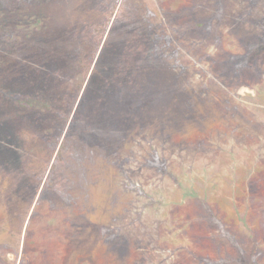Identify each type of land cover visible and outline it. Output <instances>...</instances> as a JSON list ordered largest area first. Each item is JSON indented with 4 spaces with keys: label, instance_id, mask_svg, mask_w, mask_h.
<instances>
[{
    "label": "rangeland",
    "instance_id": "rangeland-1",
    "mask_svg": "<svg viewBox=\"0 0 264 264\" xmlns=\"http://www.w3.org/2000/svg\"><path fill=\"white\" fill-rule=\"evenodd\" d=\"M0 63V264H264V0H0Z\"/></svg>",
    "mask_w": 264,
    "mask_h": 264
},
{
    "label": "trees",
    "instance_id": "trees-1",
    "mask_svg": "<svg viewBox=\"0 0 264 264\" xmlns=\"http://www.w3.org/2000/svg\"><path fill=\"white\" fill-rule=\"evenodd\" d=\"M107 27L108 26H102L101 28L98 29L101 37L105 34V32L107 31ZM102 39V38H101ZM100 44V40H99V43L98 45ZM96 49L92 52V54L90 55V57L87 59V58H83V59H80L79 60V65L84 69V71H80L76 74L75 76V80H70V82H73L76 84L75 86L77 87L78 91L82 90L84 85L87 83V78H88V75L90 74V70L92 68V65H93V62H94V58H95V54H96ZM1 64V63H0ZM22 70H20V74H19V71H18V74L21 76L22 73H21ZM95 72V70H92V74ZM16 74H17V71H16ZM90 74V77L91 75ZM52 80V79H51ZM53 81V80H52ZM22 87L25 88L24 84H20ZM21 88V87H20ZM23 88L21 90H16L14 92H12V101L14 104H16L18 107H20L22 110H28V109H31V108H34V109H46V110H53V104L51 103L50 100H42V99H39V100H35L32 96L30 95H26L24 91H22ZM3 91L1 88H0V92ZM78 96V95H77ZM72 98V97H71ZM70 98V100H71ZM69 102V101H68ZM73 103H71V105H75V102H76V99L74 101H71ZM70 105V103H69ZM36 107V108H35ZM73 106H71L69 108V111L65 112L66 115L70 114L71 111H72V108ZM67 117L65 115H63V119ZM0 149H1V146H0ZM9 152H10V149L8 148H4V150L2 151L1 149V152H0V157H8L9 156ZM208 214L210 215L211 212H208ZM214 221V220H213ZM215 224L218 226V228L220 229V231L222 232V234L224 236H226V238H228L231 242H233L232 238L230 237V235L223 229L222 227V224L220 223V221H214Z\"/></svg>",
    "mask_w": 264,
    "mask_h": 264
}]
</instances>
